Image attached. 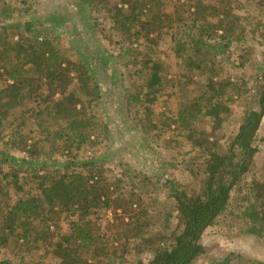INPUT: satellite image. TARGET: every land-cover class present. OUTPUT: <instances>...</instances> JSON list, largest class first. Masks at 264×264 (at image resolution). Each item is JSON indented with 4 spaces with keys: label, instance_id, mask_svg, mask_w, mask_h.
<instances>
[{
    "label": "trees",
    "instance_id": "1",
    "mask_svg": "<svg viewBox=\"0 0 264 264\" xmlns=\"http://www.w3.org/2000/svg\"><path fill=\"white\" fill-rule=\"evenodd\" d=\"M30 1L0 0V249H16V244L28 253L44 249L58 264H87V260L96 264L99 257L103 264H117L111 259L114 251H103L105 237L96 223L103 210L121 214L114 220L118 229L114 242L120 243L119 249L124 254L134 249L138 257L149 255L148 264H196L206 252L201 244L204 232L225 213L233 216V208L240 211L236 219L243 224L241 233L263 239L264 174L258 179L254 167L264 87L253 97L252 108L243 113L234 138L223 144L219 135L225 117L231 114L229 103L241 99L247 87L222 77L215 52L223 53L245 40L243 18L223 14L221 5L206 0L178 4L80 0L90 10L89 20H95L91 14L99 13L111 31L110 37L102 35L101 24L95 20L82 24L87 36L100 35L109 45L125 49V58L134 51L133 44L152 50L143 56V70L137 73L144 95H129L132 104L143 100L150 107L168 86L169 80L162 76L164 65L154 52L167 32L181 72L174 88L186 93L196 87L195 95L179 103L173 123L191 151L202 156V170L190 172L195 182L187 187L164 181L172 204L158 210L156 199L147 205L144 192L137 193L149 187L145 179L136 178L135 183L129 165H119L123 168L119 175H108L114 168L105 166L100 157L81 158L110 140L107 120L98 117L93 107L100 103L99 80L106 61L99 59V52L88 53L87 36L76 41L78 31L68 17L54 13L49 19L55 25L52 28L45 26V19L42 23L26 14L32 8ZM168 7L173 8L171 13ZM180 22L186 25L183 29L178 27ZM188 22L192 26L187 27ZM63 36L85 50L64 47ZM260 81L264 83V70ZM200 123L210 125V130L198 129ZM147 126V131L157 128ZM22 168L29 190L28 183L18 180ZM250 175L251 181L242 185ZM158 183L152 190H157ZM63 216L77 219L67 221L66 231L60 233L58 222ZM51 227L57 232L56 241ZM206 264L264 262L228 254Z\"/></svg>",
    "mask_w": 264,
    "mask_h": 264
},
{
    "label": "rangeland",
    "instance_id": "2",
    "mask_svg": "<svg viewBox=\"0 0 264 264\" xmlns=\"http://www.w3.org/2000/svg\"><path fill=\"white\" fill-rule=\"evenodd\" d=\"M166 1H176V4L179 1L184 3V0ZM206 1L208 4L221 5L220 11L223 14L230 13L243 18L242 22L246 30L245 40L233 43L223 53L220 51L215 52L218 55V63L220 62L223 67L222 77L224 79L228 78L231 83L236 85L245 84L247 87L243 91L241 99L229 103L231 114L225 117L226 120L219 134L222 137L221 143L224 144L225 140L228 142L237 134L243 113L252 108L253 97L258 96L257 94L261 93V87H264V83L260 81L261 72L264 70V0ZM30 2L32 8L26 14L35 16L42 23H45V19L47 21L45 26L52 28L55 26L49 24V19L57 12L74 22L78 31L76 41L78 37L87 36L82 30V24H91L95 20L101 24L102 35L106 37L111 35V31L108 29L106 21H104L105 17L96 13L97 15L91 14L95 20H89L90 10L86 6L84 7L83 2L80 0H31ZM80 11L86 13L80 17ZM172 11L173 8H167L168 13ZM25 17L28 18V16ZM185 26V23L180 22L178 27L183 29ZM190 26L192 24L188 22L187 27ZM10 34L15 35L14 33ZM88 35L84 41L88 53L99 52V59H105L106 61H101L105 62L104 74L99 80L101 99L97 106L93 105L94 113L98 117L107 120L111 132L110 140L106 144L104 143L96 148L94 153L88 152L81 158L100 157L101 161L104 160L105 166L114 168V171L107 172L108 175H119L121 169H123L119 165H129L128 169L134 177L135 183L138 182L136 178L145 179L146 185L149 187V190H137V193L144 192L143 201L147 202V205L151 203L153 205V201L156 199L159 204L155 205L154 208H159L158 210L169 208L172 201L164 181H172L178 187L190 186L195 182L190 172L201 171L204 162L202 156H198V153L191 151V145L179 136L181 130L176 128L173 123L174 114L179 103L195 95L196 93L193 92H195L196 87L187 89L186 93L181 92L177 87L174 88L176 81L181 78V72L179 61L172 54L170 34L167 32L164 41L154 48V52L156 51L155 54L158 60L164 65L162 76L169 80L168 86L161 93H158L155 103L150 107L143 100L132 104L127 99L129 95H139L140 97L144 95L143 91L140 90L141 84L143 85L141 82L142 77L137 73L143 70L141 69L142 62L145 59L143 56L151 54L152 50H148L143 46L137 47L136 44H133L134 51L125 58V49L121 50L109 45L100 35ZM13 39L16 40L17 38L13 37ZM62 45L69 49L77 48V43L66 36L62 37ZM214 46L220 50L223 49L217 44ZM77 50L80 52L85 49L78 47ZM129 61H132V63L128 64ZM147 107L150 111L146 110ZM148 123L156 125L157 128H150L147 131ZM197 128L209 131L210 125L200 123ZM256 144L259 152L255 157L254 171L255 176L260 179L264 174V116L257 133ZM10 154L14 157H22V155L15 152H10ZM24 170L25 168H22L18 174V180L20 184L28 183L26 188L28 187L27 190H29L30 184ZM251 178L250 175L246 181H243L242 185L250 182ZM157 181L159 182L156 187L157 190H152L155 188ZM146 191H151V193ZM8 193L13 199L16 198L12 189L11 191L9 189ZM232 196L236 198L238 196L237 192H234ZM238 199L239 203H242V198L238 197ZM232 212L234 213L233 216L225 213L217 218L213 225L204 232L201 244L205 247L206 252L204 256L197 260L196 264H206L211 259H221L228 254L239 255L247 260L264 262V238L258 239L254 236L242 234L243 224L236 219L240 211L233 208ZM120 215L119 211L114 213L103 210L99 211L96 216V223L100 228L101 235L105 237L103 240V248L105 249L103 251L108 254L114 251L116 256L111 257V259L117 264H148L149 255L143 254V256L138 257L134 249L130 253L124 254L123 249H119L120 243L114 242V235L118 230L115 227L117 224L114 223V220ZM76 219V217L65 219V216H63L58 222V231L64 233L67 229V221H75ZM173 226L171 225V228ZM50 229L51 232L55 233L54 240L56 241L57 232L53 230V227ZM15 246L16 249H0V264H58V260L44 249L28 253L27 249L20 248L18 244ZM104 262V259L99 257L96 264H103ZM87 264L95 263L93 260H87Z\"/></svg>",
    "mask_w": 264,
    "mask_h": 264
}]
</instances>
